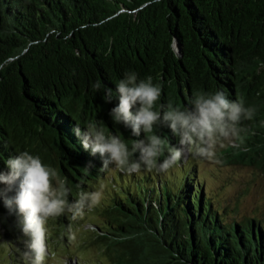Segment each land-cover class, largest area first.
Instances as JSON below:
<instances>
[{"label": "trees", "instance_id": "obj_1", "mask_svg": "<svg viewBox=\"0 0 264 264\" xmlns=\"http://www.w3.org/2000/svg\"><path fill=\"white\" fill-rule=\"evenodd\" d=\"M129 72L162 86L165 110L218 90L254 107L238 146L221 157L264 170V0H0V171L22 151L47 165L54 150L60 179L93 191L112 165L100 170L73 127L97 122L129 146L143 139L114 124L118 97L105 103L92 88L99 80L115 94ZM159 130L178 146L167 127ZM183 174H146L121 187L104 226L95 224L108 260L91 263L264 264V215L222 217L194 169ZM21 219L0 198V235L19 259L29 240Z\"/></svg>", "mask_w": 264, "mask_h": 264}, {"label": "clouds", "instance_id": "obj_2", "mask_svg": "<svg viewBox=\"0 0 264 264\" xmlns=\"http://www.w3.org/2000/svg\"><path fill=\"white\" fill-rule=\"evenodd\" d=\"M92 88L96 93H103L105 103H110L114 96L118 97V104L109 111L114 124L129 129L133 137L143 135L144 138L133 140L129 146L120 136L106 133L101 124L92 121L84 130L79 124L74 125L73 133L84 150L92 157L99 156L100 170L114 165L127 176L140 175L144 171L168 174L189 154L220 164L218 148L238 139L243 131L242 121L252 120L256 112L254 107H246L242 99L229 100L219 90L195 94L189 108L169 102L165 110V105H158L162 86L154 84L151 76L138 80L135 72H129L119 80L115 94L111 87L99 80ZM162 127H167L173 136L179 138L178 146L158 134ZM165 152L167 155L161 160ZM6 165L8 171H0V183L4 185L0 189V198L10 211L15 206L22 217L19 221L22 232L29 237L27 250L19 255L21 264H46L49 220L62 216H68L70 221L83 219L86 213L100 206L104 193L80 191L77 199L70 201L71 189L67 187V181L61 180L56 169L28 151L7 159ZM91 167L94 164L89 161L85 169ZM65 234L70 243L76 240L71 223Z\"/></svg>", "mask_w": 264, "mask_h": 264}, {"label": "rangeland", "instance_id": "obj_3", "mask_svg": "<svg viewBox=\"0 0 264 264\" xmlns=\"http://www.w3.org/2000/svg\"><path fill=\"white\" fill-rule=\"evenodd\" d=\"M158 134L164 138L168 137L163 130H158ZM237 146L233 142L226 147L218 148L217 155L222 161L220 164L195 158L189 154L168 174L144 171L140 175L127 176L117 170L114 165L110 166L105 176L99 178L98 183L92 184L93 191H103L104 193L100 206L86 213L85 217L80 220L70 221L68 216L49 220V249L52 254L46 264H87L88 262L92 264L94 258L106 262L108 255L105 246L98 237L99 232L95 224L99 226L104 224L102 218L106 217L103 213L106 204L111 202V197H114L121 187H129L131 180L146 174L157 180L166 177L177 180L184 175V172L193 168L199 178V187L206 192L207 198L219 208L222 217L240 220L254 215L263 216L264 170L262 167L252 161H240L233 158L222 159L221 157L223 154L235 150ZM47 165L56 169L57 172L60 168L59 159L54 150H52ZM67 187L71 189L68 199L70 197L74 200L77 199L80 191L91 192L84 187L73 188L70 185ZM70 223L76 234V240L71 243L65 234ZM20 261L15 255V251L7 245L0 235V264H21Z\"/></svg>", "mask_w": 264, "mask_h": 264}]
</instances>
